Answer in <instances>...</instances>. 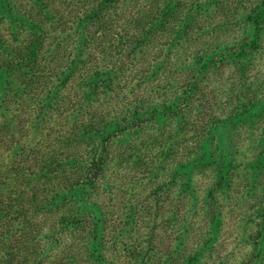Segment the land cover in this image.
<instances>
[{
  "label": "trees",
  "instance_id": "1",
  "mask_svg": "<svg viewBox=\"0 0 264 264\" xmlns=\"http://www.w3.org/2000/svg\"><path fill=\"white\" fill-rule=\"evenodd\" d=\"M185 2L18 0L19 13L0 16L1 23L10 24L14 40L9 44L0 32V264H205L204 251L218 241L214 243L209 233L219 236L224 220L220 205H230L226 191L235 184L234 170L227 172L220 165L229 160L232 148L228 123L222 117L201 137L182 130L180 118L191 110L196 86L186 77L182 91L177 90V80L184 75L180 71L177 76L175 65L167 71L176 82L163 94L166 98L152 103L136 96L127 101L123 93L131 81L150 74V52L160 39L166 44L169 40V50L188 42L192 27L183 16L193 15ZM262 17L253 19L255 48L264 39ZM161 53L155 50L154 55ZM164 63L157 65L155 74ZM115 95L120 97L116 102ZM16 107L24 111L18 115ZM180 107L177 161L174 169L162 172L159 154L146 165L144 152L151 149L144 142L145 125L167 119ZM23 120L29 123L28 134ZM49 120L51 128H42ZM213 139L220 146H213ZM127 152L131 168L143 170L141 178L130 181L138 208L122 212L121 222L111 196L129 194L123 184L109 179L124 165ZM257 161L264 163V154ZM250 170L244 175L251 185L247 193L259 187L264 173L257 162ZM197 171L206 180L203 191L195 185ZM172 190L177 210L168 206L167 212L178 236L165 247L163 240L153 247L152 226L164 218L158 215L160 194ZM254 215L264 222V213ZM197 222L203 234L195 243L191 235ZM134 232L144 239L127 245ZM190 241L191 249L186 247ZM151 248L161 250L160 255Z\"/></svg>",
  "mask_w": 264,
  "mask_h": 264
},
{
  "label": "rangeland",
  "instance_id": "2",
  "mask_svg": "<svg viewBox=\"0 0 264 264\" xmlns=\"http://www.w3.org/2000/svg\"><path fill=\"white\" fill-rule=\"evenodd\" d=\"M185 3L187 4L186 8L191 9V15H193L183 16V18H189L188 25L192 27L188 42L185 40L184 43L177 44V48L173 46L169 50V40L166 44L160 39L150 52L152 55L148 62L153 66L150 74L141 81L137 79L131 81L130 87L123 93L127 96V101L138 96L154 103L158 98H166L163 94L169 92L172 84L176 82L174 77L167 73L169 67L175 65L177 76L180 71L184 75L183 79L177 78V90H181L186 77L189 79L192 77L191 80L196 86V94L193 96L192 108L189 113H186L184 117L181 115L183 117L180 118L182 130L185 133L199 134L201 137L210 126L223 117L224 124L228 123L227 130L232 148L229 151V160L220 165L224 169H229L227 172L234 170L236 176L233 189L231 190V184L230 187L228 185V191H226V196L231 198L230 205L229 203L226 204L228 206L223 203L220 205L221 213L224 216L221 232L218 237L209 233V238L215 240L214 243L217 238L218 241L216 245H212L210 250L204 251L207 260L205 264H264V222L260 224L254 215L257 212L258 214L264 213V173H261L259 187L253 192L247 193L248 187L250 188L251 185L248 186L244 180V175L251 174L252 162H257L264 170V163L257 161L261 154H264V39L258 48L252 44L255 34L253 19L255 16H264V0H206L205 3H200V0H186ZM197 4L199 5L196 6ZM20 11L18 0H0V16H14ZM180 17L177 16V18ZM261 22L264 25V17ZM11 31L12 28L8 21L0 22V32L9 38L7 39L9 44L14 42L10 38ZM262 37H264V32H262ZM155 50L162 53L155 56ZM212 52L217 56H210ZM205 54L209 55L205 56ZM239 54H246L245 58L237 60L236 57ZM208 56H210L209 60ZM150 60L156 64L153 65ZM163 61L165 62L164 68L155 74L157 65H163ZM192 61L194 64L191 63ZM189 67H191L190 70H188ZM147 80L146 85H143ZM133 90L134 95L131 94ZM112 98L114 102L120 99L118 95ZM182 109L183 107H180V109L170 112L167 119L164 117L146 123V141L144 142L148 143V148L151 149L144 152L146 165L150 159L159 154V160L163 159L160 163V166L164 168L162 172L174 169L175 160L177 161V118ZM16 110L18 115L24 111L21 107H16ZM33 111L36 112L35 107ZM42 118L47 120L45 119L47 116ZM51 120L42 124V128H51L53 124ZM26 121L23 120V125L28 134L29 123ZM34 135L33 137L36 139L37 136L35 133ZM212 143L215 147L220 146L216 144V139H213ZM78 150L83 151V145L78 146ZM236 151L237 154H235ZM164 152H167L165 157L161 155ZM129 155L127 152V157L123 156L124 165L119 166L116 174H111L115 178L109 179V182L123 184L124 190L129 194L125 198L118 196V199H116L115 193H112L111 196L112 200L116 202L113 211L119 213L117 220L121 222V213L126 212L128 208L136 211L138 208L136 206L139 204V199H135L133 195L134 182L130 181L142 177L143 166L137 169L131 168ZM215 161H218V157L215 158ZM120 163L122 162L117 164ZM121 168H123L122 172ZM198 173V171L194 173L196 176L195 185L199 191H203L206 180ZM174 175V181L177 182V173ZM145 176L146 173L143 177ZM111 191H114V188H111ZM175 194L174 190L160 194L163 205L159 206L158 215L164 218L158 219L155 226H152L153 236L156 238L153 247H157V242L161 243L162 240L165 247L178 236L175 230H172L170 223L172 215L167 212L168 206L177 210ZM128 196L131 197L128 198ZM240 197L241 199L235 202ZM105 199L102 197V200ZM121 202L122 205H120ZM151 209L153 210V208ZM179 209L183 210L181 205H179ZM152 210H150V214L154 215ZM165 212L169 214V216L166 215L167 218H170L169 220L164 216ZM163 213L164 215H162ZM144 222L152 223V220L145 219ZM142 226V224L138 225V227ZM160 230L163 232L162 236H158ZM200 231L202 232V229L197 222L192 231V242L196 243L200 235L203 234ZM143 237H137L134 232L129 237L130 241L127 245H130L134 240L136 243H140L144 239ZM120 238H124V236ZM192 242L190 241L186 247L191 249ZM164 247L161 250L164 251ZM151 251L157 253V256L160 255L159 250L155 251L151 248ZM149 255L153 254L150 252Z\"/></svg>",
  "mask_w": 264,
  "mask_h": 264
}]
</instances>
